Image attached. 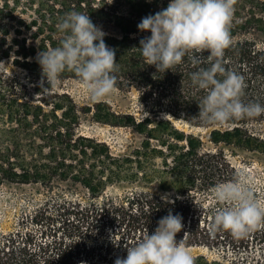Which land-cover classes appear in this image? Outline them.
<instances>
[{
  "label": "trees",
  "instance_id": "obj_1",
  "mask_svg": "<svg viewBox=\"0 0 264 264\" xmlns=\"http://www.w3.org/2000/svg\"><path fill=\"white\" fill-rule=\"evenodd\" d=\"M168 3L0 0V63L11 59L28 73L25 80L0 67V187L16 186L26 197L45 199L15 230L0 232V264H114L169 211L182 217L176 238L185 247L219 250L213 258L193 256L194 264H250V249L264 243V232L258 233L263 221L242 237L209 227L214 209L224 206L214 200V186L238 174L222 145L264 154V114L205 123L196 116L206 92L191 83L190 74L207 62L194 66L190 52L166 72L146 64L137 48L150 33L137 25ZM73 10L89 14L106 33L118 63L114 88L137 93L140 115L105 100L80 105L57 84L44 92L50 85L37 55L59 45L57 24ZM229 33L223 65L244 77L243 102L264 104V0H233ZM66 79L79 80L71 69L58 81ZM90 113L142 140L113 153L107 142L80 132ZM178 123L208 129L219 148L206 150L200 135ZM222 244L235 254L220 251ZM253 264H264V251L254 255Z\"/></svg>",
  "mask_w": 264,
  "mask_h": 264
},
{
  "label": "clouds",
  "instance_id": "obj_2",
  "mask_svg": "<svg viewBox=\"0 0 264 264\" xmlns=\"http://www.w3.org/2000/svg\"><path fill=\"white\" fill-rule=\"evenodd\" d=\"M233 0H169L166 8L141 19L137 28L149 32L137 48L147 65L166 72L189 54L199 67L190 74L191 83L206 94L198 104L197 118L205 123H224L233 119L255 118L264 114V104L243 102L244 77L223 65V55L230 46L229 24ZM61 33L59 45L37 55L42 77L50 91L66 69H71L93 100L102 98L115 87L118 63L115 51L106 45L103 29L89 14L66 13L57 24ZM207 51L205 57L203 52ZM218 75L222 78H218ZM213 198L224 206L214 209L210 231L219 229L242 237L264 220V203L256 198L247 175L240 172L228 182L213 188ZM166 197H162V200ZM184 227L182 217L171 211L157 221V227L130 247L126 257L114 264H194L193 257L176 234Z\"/></svg>",
  "mask_w": 264,
  "mask_h": 264
},
{
  "label": "rangeland",
  "instance_id": "obj_3",
  "mask_svg": "<svg viewBox=\"0 0 264 264\" xmlns=\"http://www.w3.org/2000/svg\"><path fill=\"white\" fill-rule=\"evenodd\" d=\"M0 67L11 73H16L25 80L28 79L27 71L21 67L13 65L11 63V59L3 60L0 63ZM56 87L60 91L70 93L74 100L80 105H92L97 101L105 100L110 102L116 110H127L137 115L141 114L140 105L137 101V93L135 91L125 92L114 88L108 95L93 100L89 97L83 84L80 83L79 80L66 79L63 81H57ZM178 126L187 132L200 135L206 150L215 151L219 148V146L215 145L209 139L208 129L201 127H189L187 124L184 125L180 123H178ZM79 130L84 135L107 142L115 154L125 151L128 146L135 145L142 140L139 135L135 134L127 127H117L96 121L91 113L84 116ZM222 148L224 149V153L233 163L237 173L244 172L247 175L254 195L257 199L264 203V154L244 150L233 151L224 145H222ZM38 197L39 198H34L36 200L26 197L22 193V189L16 186L0 187V232L15 230L18 227L23 215L33 213L40 205L45 203L44 196H42V198H40V196ZM262 221L264 222V220ZM258 231V233L264 232V225H260ZM251 234L256 236V232H252ZM216 246L218 247V245ZM253 246L254 247L251 245L252 248L249 251L250 253H248L250 254L248 259L250 264L254 263V255L256 253L264 251V243H254ZM186 248L192 257L198 254H206L210 258L217 257L219 255V250H216V247L215 250H210L205 246ZM220 249V251H226L230 256L235 254V250L226 244H222Z\"/></svg>",
  "mask_w": 264,
  "mask_h": 264
}]
</instances>
